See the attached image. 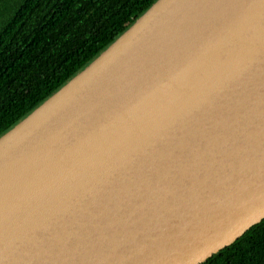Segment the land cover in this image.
<instances>
[{"label":"water","instance_id":"95a60500","mask_svg":"<svg viewBox=\"0 0 264 264\" xmlns=\"http://www.w3.org/2000/svg\"><path fill=\"white\" fill-rule=\"evenodd\" d=\"M264 219V0H157L0 136V264H201Z\"/></svg>","mask_w":264,"mask_h":264},{"label":"trees","instance_id":"16d2710c","mask_svg":"<svg viewBox=\"0 0 264 264\" xmlns=\"http://www.w3.org/2000/svg\"><path fill=\"white\" fill-rule=\"evenodd\" d=\"M8 1L0 0V136L157 0H11L6 7ZM201 264H264V219Z\"/></svg>","mask_w":264,"mask_h":264},{"label":"rangeland","instance_id":"374dc122","mask_svg":"<svg viewBox=\"0 0 264 264\" xmlns=\"http://www.w3.org/2000/svg\"><path fill=\"white\" fill-rule=\"evenodd\" d=\"M4 1V0H3ZM11 1V0H10ZM10 1H8V2H6V4H8V5H6V7H8L10 4H12V1L10 2ZM3 8V7H2Z\"/></svg>","mask_w":264,"mask_h":264}]
</instances>
